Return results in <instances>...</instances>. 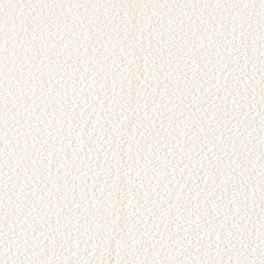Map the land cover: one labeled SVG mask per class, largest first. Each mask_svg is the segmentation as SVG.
Returning a JSON list of instances; mask_svg holds the SVG:
<instances>
[{"label": "snow or ice", "instance_id": "obj_1", "mask_svg": "<svg viewBox=\"0 0 264 264\" xmlns=\"http://www.w3.org/2000/svg\"><path fill=\"white\" fill-rule=\"evenodd\" d=\"M0 264H264V0H0Z\"/></svg>", "mask_w": 264, "mask_h": 264}]
</instances>
